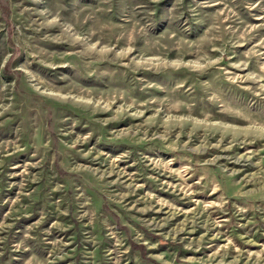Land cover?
<instances>
[{
    "label": "rangeland",
    "instance_id": "374dc122",
    "mask_svg": "<svg viewBox=\"0 0 264 264\" xmlns=\"http://www.w3.org/2000/svg\"><path fill=\"white\" fill-rule=\"evenodd\" d=\"M0 264H264V0H0Z\"/></svg>",
    "mask_w": 264,
    "mask_h": 264
}]
</instances>
